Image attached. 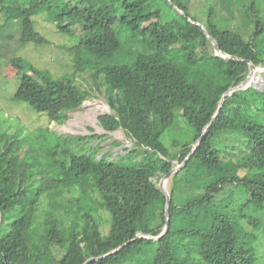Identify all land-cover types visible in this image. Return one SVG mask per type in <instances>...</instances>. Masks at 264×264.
<instances>
[{
  "label": "trees",
  "instance_id": "16d2710c",
  "mask_svg": "<svg viewBox=\"0 0 264 264\" xmlns=\"http://www.w3.org/2000/svg\"><path fill=\"white\" fill-rule=\"evenodd\" d=\"M170 1L187 18L172 13L167 0H0V40L13 39L2 31L16 22L19 47L44 44L34 28L38 15L76 38L74 75L89 71V90L104 88L115 111L98 118L101 127L122 129L136 144L115 160L98 158L100 146L86 151L76 143L101 136L64 137L46 129L22 155L26 140L3 131L0 120V264H118L129 254V263L139 264V246L152 244L148 264H256L257 247L264 253L263 238L246 242L236 213L223 207L234 189L222 192L240 186L247 202L264 208V124L258 120L264 92L236 91L216 115L222 96L247 75V62L264 68L262 0L201 7L202 25L220 52L241 61L208 52L209 40L194 24L199 14L190 15L199 0ZM119 26L129 42L121 41ZM13 51L0 52V66L5 61L16 73L11 101L58 123L89 98L74 75L56 80ZM236 125L243 148L222 152L216 136ZM175 162L181 167L170 180L168 231L157 241L135 239L138 232L162 233L166 198L157 183ZM101 211L110 218L106 234L96 219Z\"/></svg>",
  "mask_w": 264,
  "mask_h": 264
},
{
  "label": "rangeland",
  "instance_id": "374dc122",
  "mask_svg": "<svg viewBox=\"0 0 264 264\" xmlns=\"http://www.w3.org/2000/svg\"><path fill=\"white\" fill-rule=\"evenodd\" d=\"M214 4L215 0H199L196 3L195 8L191 9L190 15L194 16L195 13L199 14L197 15L199 16V24H205L207 17L205 11L201 10V7L207 8L210 5L214 6ZM260 5L264 9V0L260 2ZM169 6L172 8V13L181 15L175 11L170 4ZM199 7L200 11L197 9ZM33 21L35 30L46 40L44 44H29L22 48L19 47L17 39L20 36V27L18 23L14 22L7 24L5 29L2 31L3 35L11 36L13 39L11 41L0 40V45L8 44V46L5 45V48H0V52L3 53L7 49L9 51L14 50L11 53H13L16 57L29 61L38 69L48 70L56 80H62V77L66 75H74V51H71L70 49L73 47L74 42H76V38H70L57 32L55 26L47 20L45 15L35 16ZM116 31L121 33L120 39L123 43L129 42L130 37L128 32L120 26L116 27ZM208 52L215 55L214 46L210 41ZM11 55L12 54L8 53L7 59L10 58ZM257 69L260 70V72L255 75L256 77L254 76L253 80L247 86L244 87V91L250 87H254L259 91L264 92V68L257 67ZM252 72L253 69L249 68L243 82L250 78ZM74 80L81 89L90 91L89 98L81 105L80 108L75 111L68 112L64 120L58 123L52 122L46 115L37 113L27 104L11 101V95L17 86L16 73L9 63L2 61L0 66V120L2 121V130L8 133L17 131L20 133V138L26 140V143L23 146L22 155L31 147L29 142L33 140L35 141V139L40 140L37 139L38 133L45 131L46 129H49V131L54 135L64 137L84 138L86 136H101L103 140L99 142H96L97 138H93L92 140L87 139L86 143L83 141H77L76 143L78 148L83 146V148H86V151L95 145L96 147L100 146L98 147L99 149H97L98 158L109 157L112 160H115L119 157V155L124 154L125 150H134L136 148L135 142L129 138L122 129L115 132H107L101 127L98 120L99 117L104 115H115V111L111 109L109 103L105 99L103 94L104 88H101L100 91H97L95 88L89 90L92 87L89 71L75 74ZM261 100L264 101V95L261 97ZM258 108L260 109V111H258V120L264 124V108ZM234 127L235 128L230 131L219 133L215 138L216 146L222 152H230V149L233 147L236 148V151L243 148L244 134L242 129H240L237 125ZM174 165V168L179 166L178 162H175ZM241 174L244 173L241 172ZM170 180L171 178L169 180H162L161 178L157 183L158 189L160 187L162 190L170 192ZM229 188H233L235 192L231 198H229L230 196L228 195L230 192L226 194L227 197L223 203V207L227 208L230 212H234L233 214L236 213V225H240L245 232H248L246 242H249L248 239L250 237H256V239L257 237L263 238L264 241V208L256 209L254 205L249 202V200L247 202V199L245 198L246 196H244L240 186L229 187L228 185L222 192L227 191ZM96 219L100 223V232L102 234L108 233L110 220L109 215L106 212L101 211L98 216H96ZM249 221L257 223V226L252 227L248 223ZM181 241L182 240L180 239L175 240L177 244H180ZM248 244L251 245V243ZM255 245L257 247L256 243ZM139 247L140 252L136 258L138 263L148 264L150 257L153 255L154 245L152 244ZM256 256L258 258L256 264H264V253L258 247ZM131 258L132 254H129V256L122 258L118 264H132L136 260L129 263Z\"/></svg>",
  "mask_w": 264,
  "mask_h": 264
},
{
  "label": "water",
  "instance_id": "95a60500",
  "mask_svg": "<svg viewBox=\"0 0 264 264\" xmlns=\"http://www.w3.org/2000/svg\"><path fill=\"white\" fill-rule=\"evenodd\" d=\"M167 1H168L169 4L173 7V9H174L175 11H177L178 13L182 14L183 16H185V14H184L182 11H180L177 7H175V6L172 4V2H171L170 0H167ZM188 20H189L190 22H192L190 19H188ZM192 23H194V22H192ZM194 24H196L197 26H199V27L202 29V31H203L205 37H206V38H207V39L213 44L214 49H215V56H218V57H220V58H222V59H224V60L234 59V60H240V61H241V59H239V58L231 57V56H229V55H223V54L220 52L219 48H218L217 42H216V41H215V40H214V39H213V38L207 33L205 27H204L202 24H199V23H194ZM247 64H248L249 68L257 69V66L253 65L251 62H247ZM263 70H264V69H263ZM243 83H244V82L242 81L239 85L232 87L227 93H225V94L222 96V99H221V101H220V103H219V107H218V109H217L216 115H218V113H219V111H220V108L222 107V104H223L224 98H225L226 96L231 95V94H233V93L236 92V91L244 90V88H241V85H242ZM216 115H215V116H216ZM201 139H202V138H200V139H199V140L193 145V149H192L191 154H192L193 151H195V149L198 147V145L200 144ZM180 167H181V165H179V166L176 167V168H173V169L170 171L169 174H167L166 176H164V177L162 178V180H163V179H165V180H169V179L171 178V176H172V175H173V174H174V173H175ZM159 184H160V183H159ZM159 190H160V192H161V193L165 196V198H166V206H165V226H164V228H163V231H162V233H161L159 236H156V237H152V236L144 235V234L138 232V233L136 234L135 239H137V238H146V239H149V240L157 241L160 237H162V236L168 231V227H169L168 211H169V206H170V192H168V191H164V190H162L160 187H159ZM135 239H134V240H135ZM134 240H132V241H130V242H128V243L122 245L121 247H119L118 249H116V250L110 252V253L107 254L106 256L118 252L120 249H122L123 247H125L127 244L133 242ZM103 257H105V256H103ZM90 261H91V260H88L85 264H88Z\"/></svg>",
  "mask_w": 264,
  "mask_h": 264
},
{
  "label": "bare ground",
  "instance_id": "6f19581e",
  "mask_svg": "<svg viewBox=\"0 0 264 264\" xmlns=\"http://www.w3.org/2000/svg\"><path fill=\"white\" fill-rule=\"evenodd\" d=\"M264 71V70H263ZM260 72V70H258V69H253V72H252V74L250 75V78L249 79H247L242 85H241V88H244L245 86H247L252 80H253V78H254V76L256 75V74H258ZM256 77V76H255Z\"/></svg>",
  "mask_w": 264,
  "mask_h": 264
}]
</instances>
